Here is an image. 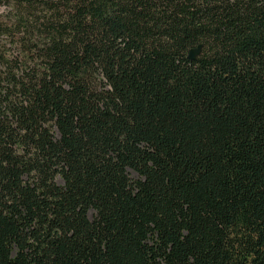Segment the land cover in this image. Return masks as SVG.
Instances as JSON below:
<instances>
[{
	"label": "trees",
	"instance_id": "16d2710c",
	"mask_svg": "<svg viewBox=\"0 0 264 264\" xmlns=\"http://www.w3.org/2000/svg\"><path fill=\"white\" fill-rule=\"evenodd\" d=\"M0 264H264V0H0Z\"/></svg>",
	"mask_w": 264,
	"mask_h": 264
},
{
	"label": "water",
	"instance_id": "95a60500",
	"mask_svg": "<svg viewBox=\"0 0 264 264\" xmlns=\"http://www.w3.org/2000/svg\"><path fill=\"white\" fill-rule=\"evenodd\" d=\"M202 52V46H199L197 49H193L189 53V59L190 60H195L201 55Z\"/></svg>",
	"mask_w": 264,
	"mask_h": 264
},
{
	"label": "rangeland",
	"instance_id": "374dc122",
	"mask_svg": "<svg viewBox=\"0 0 264 264\" xmlns=\"http://www.w3.org/2000/svg\"><path fill=\"white\" fill-rule=\"evenodd\" d=\"M93 215H91V217H92Z\"/></svg>",
	"mask_w": 264,
	"mask_h": 264
}]
</instances>
